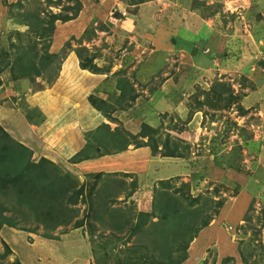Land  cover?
Wrapping results in <instances>:
<instances>
[{
    "label": "rangeland",
    "instance_id": "obj_1",
    "mask_svg": "<svg viewBox=\"0 0 264 264\" xmlns=\"http://www.w3.org/2000/svg\"><path fill=\"white\" fill-rule=\"evenodd\" d=\"M77 1L81 11L75 20L54 23L48 44L54 63L35 79L9 82L16 48L39 42L34 38L35 30L26 26L29 15H38L44 20V28L49 29V14L64 15L63 8L75 2L0 0V66L9 63L6 71H0V128L27 149L20 156L23 165H17L18 185L13 190L17 201L25 204L20 205L21 215L8 213L13 220L0 229V264H164L152 258L147 244V251L143 249L141 239L158 252L155 239L159 243V232H163L161 240L167 241L173 256L180 257L177 243L187 239L194 225L186 214H177L181 208L187 213L201 209V219L210 217L209 225L187 248L185 242L181 264H264V0H145L142 4L138 0ZM174 4L200 18L198 21L186 15L188 30L179 31V39L187 40L188 48L197 39L204 40L206 29L213 31L208 38L212 52L197 54L202 67L181 66L177 70L173 66V70L172 65L154 56L157 51H150L146 24L168 13ZM199 4L203 9L200 14L192 10ZM209 18L213 25L204 27ZM226 42L228 58L220 62L215 58V64H211L210 57H217L216 49ZM163 45L168 46L166 42ZM41 48L42 44L37 43L40 54ZM197 48L202 49L203 43ZM81 49L87 50L84 55L92 58L98 73L80 69L75 54ZM120 77L133 81L141 96L136 98V107V100L131 107L136 117L127 121L128 133L133 137H137L142 124L156 127L162 121L167 123L162 129L174 133L169 128L175 124L184 131L193 116L201 112L193 119L196 135L188 131V126V133L168 135L170 146L176 148L168 151L177 154L168 158L176 162L152 164L145 182L132 174L112 173L106 178L103 173L97 177L101 163L87 169L80 166L82 162L74 161L88 145L92 147L96 129L108 123L88 98L98 99L102 95L97 89L104 88L109 93L102 98L110 103V95L117 96L118 91L116 94L113 87L107 90L109 83ZM205 92H209L210 101L205 99ZM166 95L170 104L158 100ZM119 114L113 117L118 119ZM120 117L124 120L125 116ZM165 137L161 130L150 138L151 148L157 147L156 151L148 147L151 159L162 157L164 149H159ZM138 139L128 141L134 149L139 140L146 141ZM89 155L95 156L96 152ZM93 157L91 163L97 159ZM25 159V166L27 162L36 166L43 160L51 164L40 173L46 179L44 186L37 184L34 171L24 167ZM121 163L114 161L111 165ZM18 169L29 178L26 184ZM123 170L131 171L130 167ZM161 182L168 189H162ZM75 185L83 189L76 198L69 192ZM178 190L180 194L175 192ZM118 192L121 194L115 203L98 209L107 197ZM158 192H168L179 208L164 209L163 204H172L169 198L158 205ZM192 198L196 200L192 202ZM74 201L73 208L67 207ZM218 202L220 206H216ZM155 206L158 212L153 222L157 224L148 226L147 234H140L141 239L130 234L129 229L151 222L147 217ZM96 217L103 222L96 221ZM75 219L82 227L75 229ZM40 221L45 225H37ZM59 223L65 226L53 230ZM103 224L121 230L112 233ZM44 235H52L54 240Z\"/></svg>",
    "mask_w": 264,
    "mask_h": 264
},
{
    "label": "trees",
    "instance_id": "obj_2",
    "mask_svg": "<svg viewBox=\"0 0 264 264\" xmlns=\"http://www.w3.org/2000/svg\"><path fill=\"white\" fill-rule=\"evenodd\" d=\"M72 1V0H69ZM75 2V4L71 7L67 6L63 8V14H49V20H48V27L50 26L49 29H45L44 28V20H41V18L37 17L38 15H29V19H27L28 23L26 26H30L33 30H35V35L34 38L37 40H39V42L37 43H41L42 44V54H40V52L37 51V43L36 41L34 42H28L27 46L22 45L19 48H16V55H15V68H10V77H9V82H14V81H18V80H23V79H28L29 81L32 79H35L39 76H41V74L45 71L48 70V68L54 63V61H52L53 57L55 56H51L48 53V49H49V42L51 39V33L53 30V26L55 22H62V23H67L70 21H73L77 18L78 14L81 11V4L77 1V0H73ZM139 4L145 3V0H138ZM197 5H195L194 7L196 8ZM36 27V28H33ZM47 27V28H48ZM87 52L86 49H81L76 51V56L79 60V67L81 70H87L90 71L94 74L99 72L98 68H95L94 65H92V58H88L85 57V53ZM53 62V63H52ZM52 63V64H51ZM8 64H2L0 66V71L2 72L3 70H7L8 68ZM2 69V70H1ZM4 71V72H5ZM1 84V81H0ZM109 89H111L113 87V89H115V92L117 93V91L119 92V95L116 96L114 93H112L109 97V99L111 100L110 103H107V99L106 100H102V99H97L94 96L89 97V103L90 105L97 111H99L102 116L104 117V119L108 122V123H102L101 126L98 127V129H96L95 133L92 135V147L90 148L89 145L82 151L79 153V155L76 156V158L74 159V161H79V162H83L86 160H90L92 159V157L94 155H89L91 152L94 153L96 152V155L93 157V159L95 158H100L103 156H107V155H113V154H119L121 152H124L125 150H127V148L129 146H131L132 144H130L131 140H136V138L139 139H145V142H142L141 140H139L138 143L135 144V147L138 148H143V147H152V145H149L148 143H150V138L152 139V136L155 134H158V132H161V130H163L161 127L163 126V123H161L158 127H151L147 124H142L140 126V131L137 134V137H133L130 133H128V131H126L123 126L119 123L117 118H114L113 116L115 114L118 113H122V112H126L128 111L131 107L132 104L135 102L136 98L138 97V94L136 93V90L133 86V84H130L129 80L126 78H118L114 83L111 82L109 83ZM98 92H104L107 93L108 91H106L104 88L103 89H97V93ZM109 93V92H108ZM205 99L210 101V97H209V92H205ZM113 99V100H112ZM205 106V105H204ZM203 106V107H204ZM211 106V105H210ZM209 106V107H210ZM202 110V109H199ZM28 118H30L28 116ZM110 124H114V127H111ZM165 130V129H164ZM161 134V133H160ZM166 134V133H165ZM168 133L164 139V141L161 142V150H163L161 153L162 157H177L176 155H174L173 153H171V150H176L175 146H170V140L168 137ZM131 137L130 140H128V137ZM170 136V135H169ZM142 142V143H141ZM154 149L155 151L157 150L156 148H151ZM171 152H169V151ZM25 152H27V149L19 142L14 141L3 129L0 128V229L2 228V226L6 225L9 223V221H12L13 218L11 216H8L7 214L10 212H14L16 215L20 214V205L23 206L25 204V201H21V204L19 203V200L17 201L16 197L17 195L13 192V190L17 187L18 185V179H17V165H23L22 164V160H20V156L23 155ZM73 163V162H71ZM26 164V159L24 161V167L27 170H32L34 171L37 176L36 178V182L39 186H44L46 183V179L43 178V176L40 175V173L44 169V166H46V164L51 165L50 163H48L47 161L43 160L41 161L38 165H30L27 162ZM74 164V163H73ZM18 172L22 174V169H18ZM103 173H98L96 174L97 177L103 176ZM106 178H108V175H105ZM127 176V175H124ZM24 177V176H23ZM26 179L29 180L28 177H24V183L26 184ZM70 180V179H67ZM20 182V180H19ZM48 184V183H47ZM24 186V185H23ZM161 186L163 187L162 189H168V185L165 184V182H161ZM7 188L11 189L10 193L5 192L4 190H6ZM82 186H73L72 189H69V192H72V196L74 198H76L77 196H80L82 194ZM176 193L180 194V191H175ZM168 192L165 193H159L158 192V202L157 204L160 205V201H162V203L165 201H169L171 200L172 204L167 203V205L163 204L164 209L165 208H170V209H175L177 210L179 207L177 206L176 200L170 199V196L168 194H166ZM121 193H115L113 196L107 197L106 199L109 201H103L102 205L99 206V210L100 209H105L108 208V206H110L112 203H115L114 201L116 200L117 195H120ZM102 197H100L99 201L101 200ZM167 198H169V200H166ZM194 198V197H193ZM192 198V202L196 199ZM102 201V200H101ZM101 203V202H100ZM176 203V204H175ZM175 204L174 206H171ZM75 206V201L72 202V204H68L67 207H71L73 208ZM113 206V205H112ZM216 206H220V203L218 202L216 204ZM9 207H11V209H9ZM156 207L154 208L153 212L151 211V215H148V219H152L150 223H148L147 225L143 226V227H137V228H131L129 229L130 234L134 235V236H138L139 239L140 238V234L146 235V229L148 226H152L154 224H157L156 222H153V218L157 217L156 216V212H158L156 210ZM11 210V211H9ZM179 212H177V214L182 213V214H186L189 219H191L193 221V226H191L188 230V237L186 240L183 241H179L177 243V250L181 251L182 255L178 258H176L175 256H173V249L172 248H168V243L167 241L164 242L161 240V235L163 234V232H159L160 238H159V243H157V239H155V245H159L158 248L159 250H157L158 252H156L153 249V246L151 244H148L147 241H144L143 238L141 239V244H143V249L145 251H147V246L148 249L152 252V258L155 257V260H157L158 262H163L164 264H181L184 259H185V253H184V249H185V242H186V248H187V244L191 243L193 241L194 238H196L197 234L204 228H206L209 225V219L210 217H206L204 219H201L200 213H202L203 210L201 209H195L193 211L190 212H185L183 211L184 209H178ZM181 210V211H180ZM35 216V215H34ZM139 219V222L142 223V217L141 215L137 216ZM94 218V216H93ZM96 221L99 222H103V219L100 217H96L95 218ZM146 222V220L144 221V223ZM45 225L44 223L42 224V222H38L37 225ZM81 222L78 219H75L73 221V225L75 226V229H77L78 227H82V225L80 226ZM106 225L105 228H107L106 230H109V232L115 233L118 232L120 230H118L115 227H110L107 224H103ZM64 227L65 223H59L56 224V226H54L53 230H56L59 227ZM151 235V234H149ZM146 237V236H145ZM45 239H49V240H54V238L52 237V235H44ZM186 238V236H185ZM147 244V246L145 245ZM175 249V248H174Z\"/></svg>",
    "mask_w": 264,
    "mask_h": 264
},
{
    "label": "crops",
    "instance_id": "obj_3",
    "mask_svg": "<svg viewBox=\"0 0 264 264\" xmlns=\"http://www.w3.org/2000/svg\"><path fill=\"white\" fill-rule=\"evenodd\" d=\"M172 3H174V2H172ZM174 5H175V7H172L170 10H168V13H166V14L164 13L160 18H158V19L156 18L155 20H153L151 25L149 23L146 24V28L144 29L146 35L145 34L144 35H145V37L149 38V41L152 44V48L150 49V51H154V52L157 51L154 56L158 57V60L160 62H162L163 64L166 63L168 65H172L171 67L173 68V66H174V67H176L177 70H178V68L180 69L183 66H186L188 69H193L195 66H201L202 67L204 64L199 63L197 61V54L202 52L204 55H208V53L212 52L211 50L208 49V48H211L209 45H211L212 48H213V45L208 40V38L211 37L210 33H212L213 31H208V29H206V36L204 38L205 41L202 40V39H197L196 43L198 42L199 44L197 45L195 43V44L192 45V48H188L186 46V43L188 41L183 39V38L179 39V37L181 35L179 33V31L182 28L185 29V30H188V28L184 24L186 22V17H187L186 15L189 14L192 19H196L198 21L200 20V18L196 15L195 12H193V14H192V12H186L183 9L176 8V4H174ZM192 10H197L199 12V14L203 11V9L201 8L200 4L197 5L195 9H192ZM209 24L213 25L212 24V20L210 18L206 20V23L204 22V27L208 26ZM188 27H190V26H188ZM183 33L186 35L185 31H183ZM159 40H160V44H157V47H156L154 45V43L155 42H159ZM165 42L167 43L168 46L163 45ZM201 42L203 43V48L202 49H198L197 46H200ZM226 45H227V42H226V44L222 43L221 45L218 46L219 49L218 50L216 49V52L218 54L215 52L217 54V57H210L211 64L214 65L215 64V60H217V58H220V59H218V61L228 58L227 57L228 54H226V52L227 51L229 52V47H227ZM194 48H196V49L194 50ZM188 50H191V51L188 52ZM193 51L195 52L196 55L193 53ZM189 54H191L192 56L189 55ZM193 55H195V56H193ZM168 60H170V62H167ZM194 60L196 61V63H195ZM181 61H183V63H181ZM221 63H222V61H221ZM173 70H174V68H173ZM170 73L171 72H168V74H170ZM172 76L174 77L176 75L172 74ZM172 76L170 75L171 78H172ZM168 77H169V75H168ZM168 77L163 78V80H165V82H166V79ZM128 80H129L130 84H134L133 81H130V79H128ZM139 84H141V83H139ZM175 85H176V82L174 83V86ZM99 94H100V96L101 95L102 96L98 97V98H100L102 100H105V98H102V97H106L107 93L99 92ZM118 95H119V92H118L117 96ZM171 97L174 98V96H171ZM139 98H141L140 95L138 97V100H139ZM151 98L153 100L154 96H151ZM168 99H169V96H167V95L166 96H160L158 98V100H161L163 102H167V103L170 104L172 101L168 100ZM138 100H136V102H135V105H134L135 107L139 103ZM258 100H259V102H261L259 98H258ZM244 103H247V100H245ZM145 104L147 105V103H145ZM249 106L250 105H248V107ZM261 106H262V104H261ZM132 108H130L126 112H122L121 113V114H123L125 116L124 120H121V117H120L121 114L118 115L119 116L118 119L122 123L123 128L126 131H128V132H131V131H129V129L127 128V121L128 120L131 121L132 119H134L136 117V115H133L134 112H133ZM1 110H5L6 111V109H1ZM198 113H201V112L198 111ZM198 113H196V114H198ZM8 114H9V112H8ZM202 115H203V113H202ZM194 116L186 124V129L184 131H181L179 128H177L179 126L175 125V124L173 126H171V127L169 126L170 127L169 129L173 130L174 133H176V134H178V132H181V133L185 134V133H188V131H189V132H192L193 134L196 135L197 133H195L194 132L195 130L193 129L194 128L193 127ZM163 119H165V118H163ZM21 122H22V119H21ZM162 123H163L164 127L167 125V123H165L163 121H162ZM211 123L214 124V122H211ZM160 124H161V122H159L156 125V127H158ZM18 125H20V124H18ZM149 126L153 127L152 125H149ZM187 126L189 127L188 131H187ZM11 127H12V123H10V128ZM153 128H155V127H153ZM198 129H199V127H198ZM163 131L166 134L167 133L168 134L171 133L170 131H168V129H165V130L163 129ZM174 133H171V134H174ZM166 134H165V136H166ZM35 139H37V143H38V145H40L41 142H40V140L38 139L37 136L35 137ZM129 148L130 149L128 151H126L125 153L122 152V153L116 154V155L103 156V157L97 158L95 163H91L90 160L86 161V162H82V163H80V166H86L87 169H90V168L94 169V168H96L98 163H101V164H99L101 171L98 172V173H104L103 177H105V175L112 174V173L113 174H120L121 173V174H124V175L132 174V175L137 177L139 182H145L144 179L147 178V176H148L147 174L149 172V168H150V166H152V164H156V163L159 164L160 162H163V163H165V162L175 163L176 162L173 159L169 160V158H163V157H161V155L158 156L157 158H152L151 159L150 158L151 155H149L150 151H149L148 147L134 149V147L130 146ZM159 150L161 151V147H160ZM52 153H53V151H52ZM166 159H168V161H165ZM114 161H116V162L118 161L119 163H121V162L122 163L119 166L111 165V162H114ZM140 166H143V167H140ZM128 167H130L131 171H124L123 170V169H128ZM103 169H108L109 171L108 170L103 171ZM110 170H114V171L111 172ZM163 178H167V177H163ZM159 181L160 180H154L153 183H157Z\"/></svg>",
    "mask_w": 264,
    "mask_h": 264
},
{
    "label": "clouds",
    "instance_id": "obj_4",
    "mask_svg": "<svg viewBox=\"0 0 264 264\" xmlns=\"http://www.w3.org/2000/svg\"><path fill=\"white\" fill-rule=\"evenodd\" d=\"M232 228H230V230H231Z\"/></svg>",
    "mask_w": 264,
    "mask_h": 264
}]
</instances>
